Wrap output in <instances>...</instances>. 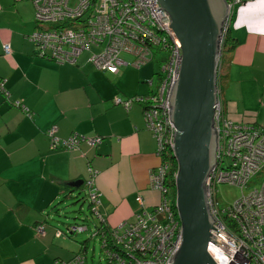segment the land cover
Here are the masks:
<instances>
[{"label": "crops", "instance_id": "obj_1", "mask_svg": "<svg viewBox=\"0 0 264 264\" xmlns=\"http://www.w3.org/2000/svg\"><path fill=\"white\" fill-rule=\"evenodd\" d=\"M35 26L34 0H0V264H53L79 251L75 240L55 235L54 218L84 187L88 166L97 172V209L108 227L132 220L139 197L147 208L161 198L149 185L160 159L141 105L126 110L113 101L148 94L154 72L143 78L129 71L142 66L125 65L109 74L87 54L74 65L41 58L28 38ZM229 31L226 116L264 128V0L237 5ZM51 127L58 139L76 133L101 142L53 148ZM41 224L43 235L35 231Z\"/></svg>", "mask_w": 264, "mask_h": 264}, {"label": "built area", "instance_id": "obj_2", "mask_svg": "<svg viewBox=\"0 0 264 264\" xmlns=\"http://www.w3.org/2000/svg\"><path fill=\"white\" fill-rule=\"evenodd\" d=\"M226 1L227 17L217 57L218 75L221 44L236 6L244 0ZM159 7L157 0H34L36 26L28 38L41 58L74 65L87 53L95 69L109 74H116L125 65L139 68L158 59V75L147 80L151 87L148 94L124 99L115 97L113 101L126 110L135 103L142 106L146 128L152 132L160 159L159 165L149 171V185L160 191L161 199L154 207L147 208L139 197L140 210L132 220L107 227L106 236L103 228L92 232L101 237L109 264H171L169 259L180 244L181 223L177 210L172 207L166 180L170 169L167 157L175 131L168 100L178 76L181 47L169 26L170 17ZM3 50L8 54L9 45H4ZM122 54L129 55L130 59L122 58ZM218 75L213 114L216 163L205 182L209 213L215 220L212 226L216 230H210L211 240L206 249L216 264H264V128L255 123H238L226 116ZM0 92H5L2 79ZM54 132V127L48 130L53 148L77 149L81 142L96 147L101 142L99 136L85 138L76 133L58 139ZM87 172L84 181L87 201L92 204L93 215L103 221L96 208L99 202L94 184L97 172L91 166ZM256 183L258 185L242 193L233 203L220 205L216 193L218 185L248 188ZM86 229L85 224L68 225L66 232L72 234ZM35 231L43 235L44 225H38ZM64 233L57 229L55 235ZM53 264H84V258L76 254L68 260L56 259Z\"/></svg>", "mask_w": 264, "mask_h": 264}, {"label": "water", "instance_id": "obj_3", "mask_svg": "<svg viewBox=\"0 0 264 264\" xmlns=\"http://www.w3.org/2000/svg\"><path fill=\"white\" fill-rule=\"evenodd\" d=\"M157 1L170 17L169 26L181 47L178 76L168 100L170 120L175 126L171 150L177 163L175 207L181 234L179 247L169 262L216 264L206 249L215 220L209 213L205 182L216 163L213 114L227 1Z\"/></svg>", "mask_w": 264, "mask_h": 264}, {"label": "rangeland", "instance_id": "obj_4", "mask_svg": "<svg viewBox=\"0 0 264 264\" xmlns=\"http://www.w3.org/2000/svg\"><path fill=\"white\" fill-rule=\"evenodd\" d=\"M86 54L87 53H84L82 55L86 56ZM121 57L127 60L130 59V56L127 54H122ZM154 61L155 62H150L146 65H143L142 68H139V70L135 71V70L130 69L129 71L134 72L137 75H141L143 78H147L153 72H158L159 70V64H157L158 59L156 58ZM146 84L147 86H149L148 83ZM144 87L146 89V92L148 88L149 89L151 88L150 86L147 88L146 85H144ZM224 166H226V163H224ZM256 185H258V183L251 185L248 188H243V189H241L238 186H233V185H228V184L218 185L216 193H217V198L220 201V205L233 203L236 199H238L241 196L242 192H247ZM155 191L159 192L160 197H161L160 191L158 190H155ZM77 195L80 198L78 203L75 202L68 206L67 205L62 206L61 211L67 212L66 216L64 217L63 215H60L59 217L56 216L54 218L55 226L61 230H64V232L67 229V226H66L67 223L69 224H74V223L75 224H88L89 228L91 230H94L93 222L85 220V216H86L85 213H87V204H88L85 188L83 187L82 191L79 192ZM81 197H83V199H86V200H84L83 202V199ZM73 201L74 199H72V202ZM142 202H143V199H142ZM73 217H76V218H73ZM56 223L58 224L56 225ZM63 237H68V238H72L73 240H75L74 244L76 245L75 249L77 250L79 249L80 243L86 240L85 241L86 243L85 254H86L87 264H106L103 252L101 250V243L99 241V238L91 237L89 230L84 231V232H79V233H73L71 235L68 232L67 233L65 232Z\"/></svg>", "mask_w": 264, "mask_h": 264}, {"label": "trees", "instance_id": "obj_5", "mask_svg": "<svg viewBox=\"0 0 264 264\" xmlns=\"http://www.w3.org/2000/svg\"><path fill=\"white\" fill-rule=\"evenodd\" d=\"M234 47V41L232 39V37L230 36V31L228 29V32L226 33V36L225 38L223 39V42L221 44V57H220V71H219V75H218V81H219V88H220V92L221 94L223 95V91L225 90L226 86H227V83H228V78H227V72H226V68H227V65H228V62H229V57H230V51L232 50V48ZM158 75V72H154V77H156ZM142 108V106H141ZM143 116V115H142ZM74 134V133H72ZM71 134V135H72ZM167 160L170 162V169H169V178H167L166 182H167V187H168V194L170 195L171 197V203H172V207L174 210H177L175 208V178H174V173L177 171V163L175 161V158L173 157L172 153H171V150H170V154L168 155L167 157ZM243 189V188H241ZM82 190L80 189L79 192H81ZM77 192V194L79 193ZM248 192V191H247ZM242 193H246V192H242ZM241 193V194H242ZM75 195V197L73 198L74 201L73 202H79V196L78 195ZM83 199V197H81ZM85 198V197H84ZM84 200L86 199H83V202ZM72 202V203H73ZM91 208H92V204L88 202L87 204V213H85V220L86 221H92L93 222V226H94V230H91L88 226V224H85L87 226V229L85 231H90V236L91 237H98L99 238V241H101V237H99L98 235H92V232L93 231H96V230H99L101 228L104 229V236H106V234L108 233V230L107 229V224L105 222V219L104 217L102 216V214L98 211L97 209V212L102 216V219L103 221H99V219H97L94 215H93V212L91 211ZM97 208V206H96ZM59 212V210H58ZM66 213L67 212H62L61 215H63L64 217L66 216ZM59 217V216H58ZM73 218H76V217H73ZM68 225H75L74 224H69L67 223L66 226L68 227ZM181 226V224H180ZM58 230L61 231V229L58 228ZM64 232V230H62ZM67 231V230H66ZM65 231V232H66ZM84 232V231H83ZM67 233V232H66ZM73 233H79V232H73ZM72 233V234H73ZM71 235V234H70ZM109 242L111 241L110 240V237H108L107 239ZM86 241V240H85ZM85 241L81 242L80 243V247H79V251H77L74 255L76 254H81L84 258V264H87L86 263V254H85V248H86V243ZM101 243V242H100ZM102 244H101V250L103 252V255H104V249H102ZM73 255V256H74ZM72 256V257H73ZM71 257V258H72ZM104 259H105V262L106 264H109L108 263V259H106V256L104 255ZM68 260V259H67ZM54 263V262H53Z\"/></svg>", "mask_w": 264, "mask_h": 264}, {"label": "bare ground", "instance_id": "obj_6", "mask_svg": "<svg viewBox=\"0 0 264 264\" xmlns=\"http://www.w3.org/2000/svg\"><path fill=\"white\" fill-rule=\"evenodd\" d=\"M228 29H229V27H228ZM207 248V247H206Z\"/></svg>", "mask_w": 264, "mask_h": 264}]
</instances>
